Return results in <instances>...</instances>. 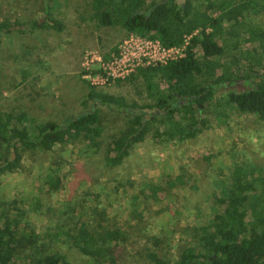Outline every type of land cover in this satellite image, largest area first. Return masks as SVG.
Here are the masks:
<instances>
[{"label": "rangeland", "instance_id": "374dc122", "mask_svg": "<svg viewBox=\"0 0 264 264\" xmlns=\"http://www.w3.org/2000/svg\"><path fill=\"white\" fill-rule=\"evenodd\" d=\"M89 3L53 0V17L62 24L58 29L45 14L44 0H0V111L17 112L16 132L28 129L32 119L60 122L66 115L87 110L89 105L82 103L87 84L122 95L128 103L147 100L142 80L134 77L137 68L119 73L115 60L122 54L137 62L143 57L144 42L152 39L127 34L120 25L99 24L92 18ZM262 3L227 0L211 10L213 0H199L192 15L222 16L226 22L217 26L233 28V38L225 34L226 46L244 52L258 46L254 35H264L256 18L264 19V7L254 13ZM256 56L249 53L248 59H242L243 74L234 80L236 87L218 89L213 101L206 103L194 138L168 139L163 125L153 122L147 137L132 146L124 162L109 166L104 148L128 131L132 119L117 118L106 105L89 100L103 118L99 144L92 151L86 149L83 155L74 145L50 150L12 146L6 155L7 168L0 173V215L21 209L22 222L36 233L48 232L50 227L71 235L72 208L77 211L82 205L98 203L99 209L108 212L109 224L121 231L115 239L121 264H153L144 249H157L174 260L184 242L200 234L211 207H217L213 193L218 183L230 184L238 178L260 190L258 184L264 182V123L226 100L228 91L250 86L252 78L247 75L262 65ZM149 181L160 187L155 199L140 191ZM261 201L254 199L258 210L264 208ZM27 239L25 233L20 245H28ZM54 245L72 264H87L69 244L57 241Z\"/></svg>", "mask_w": 264, "mask_h": 264}, {"label": "trees", "instance_id": "16d2710c", "mask_svg": "<svg viewBox=\"0 0 264 264\" xmlns=\"http://www.w3.org/2000/svg\"><path fill=\"white\" fill-rule=\"evenodd\" d=\"M44 1L50 24L62 29L60 21L53 17V0ZM198 1L184 0L181 4L178 0H90L92 18L101 25H120L127 34L158 40L164 47L180 46L188 37L183 55L162 64L137 67L134 77L142 80L147 96L142 104L128 103L122 95L87 84L88 92L82 101L89 105L87 110L66 115L60 122L30 119L29 128L21 129L23 133L16 132L20 122L15 110L0 111V173L7 168L10 148L18 144L24 150L74 145L83 155L86 149L97 148L103 118L100 109L90 105L89 100L106 105L117 118L121 115L132 119L128 131L104 148V160L109 166L122 164L132 146L147 137L153 122L163 125L168 139L194 138L200 131L201 110L213 101L218 89L236 87L234 80L243 74L239 64L243 58L248 59L249 53H255L257 64L262 65L247 75L252 78L249 87L228 91L226 100L243 113L257 115L264 123V35H254L259 44L252 50L227 47L225 34L233 38V28L221 30L217 25L226 21L219 15H192ZM226 1L213 0L211 10ZM263 7L264 0L254 13H260ZM256 18L264 31V19ZM152 138L155 139L153 135ZM221 182L213 193L217 207H211L200 234L185 241L174 260L157 249H144L153 264H264V208L258 210L253 205L257 198L264 203V182L258 184L260 190L238 178L230 184ZM144 185L141 193L157 198L158 184L149 181ZM247 203L251 205L249 209ZM80 207L70 211L71 235L62 228L51 231L50 227L48 232L36 233L28 222H22L21 209L0 215V264H72L54 245L57 241L77 249L87 264H121L115 242L121 231L109 224L108 212L99 209L98 203L96 207ZM25 233L29 244L22 246L19 239Z\"/></svg>", "mask_w": 264, "mask_h": 264}, {"label": "built area", "instance_id": "2783aa9c", "mask_svg": "<svg viewBox=\"0 0 264 264\" xmlns=\"http://www.w3.org/2000/svg\"><path fill=\"white\" fill-rule=\"evenodd\" d=\"M150 39V38H149ZM145 50H142V58H138V61L135 62V58L129 57L120 54L118 59L115 60L116 71L119 73L129 72L130 70L136 69L140 66L154 65L157 63H165L170 59H176L183 55L184 49H186L188 44V37L186 41L180 46L164 47L160 44L158 40H150L144 42ZM145 51V53H144ZM157 54H160L156 57ZM152 56V58H150Z\"/></svg>", "mask_w": 264, "mask_h": 264}, {"label": "flooded vegetation", "instance_id": "af4514ba", "mask_svg": "<svg viewBox=\"0 0 264 264\" xmlns=\"http://www.w3.org/2000/svg\"><path fill=\"white\" fill-rule=\"evenodd\" d=\"M180 3H181V4H183V3H184V0H183V1H181Z\"/></svg>", "mask_w": 264, "mask_h": 264}]
</instances>
